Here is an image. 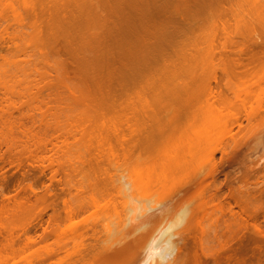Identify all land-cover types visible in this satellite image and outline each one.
Wrapping results in <instances>:
<instances>
[{
  "label": "rangeland",
  "instance_id": "rangeland-1",
  "mask_svg": "<svg viewBox=\"0 0 264 264\" xmlns=\"http://www.w3.org/2000/svg\"><path fill=\"white\" fill-rule=\"evenodd\" d=\"M263 8L264 0H0V155L11 146L22 155L17 161L10 151L12 165L2 155L0 183L8 182L9 197L22 194L19 181L33 173L41 192L29 198L43 195L47 204L45 220L34 212L23 218L13 199L0 198V264H111L100 258L107 239L112 246L120 231L183 206L190 231L174 239L179 251L170 264H196L200 227L215 259L199 264H264V239L245 244L251 227L229 212L243 215L235 205L250 194V207L243 204L264 231ZM26 191L17 198L27 199ZM135 195L151 200L144 218L114 232L133 214L126 207ZM55 213L63 218L47 225V235ZM44 229L47 238L39 237ZM235 230L239 240L221 248ZM23 231L38 242L27 245Z\"/></svg>",
  "mask_w": 264,
  "mask_h": 264
},
{
  "label": "bare ground",
  "instance_id": "bare-ground-1",
  "mask_svg": "<svg viewBox=\"0 0 264 264\" xmlns=\"http://www.w3.org/2000/svg\"><path fill=\"white\" fill-rule=\"evenodd\" d=\"M187 1H198V0H187ZM185 2H186V0H185ZM196 5V4H195ZM95 6H97V4H95ZM100 6V5H99ZM43 9V8H42ZM46 9V8H45ZM264 9V8H263ZM40 10H41V7H40ZM46 11H48V10H46ZM86 24V23H85ZM69 40H66L65 41V43H63V45H67L66 47H69L70 45H69ZM258 46H259V49L261 50V51H259V52H264V43H258ZM257 47V46H256ZM262 48V49H261ZM66 49V48H65ZM153 49V48H152ZM263 50V51H262ZM155 52V51H154ZM256 52L257 51H255V50H251L250 52H249V54L251 55V57H252V55L253 56H257V55H255L256 54ZM156 54V53H155ZM142 57V56H141ZM140 57V58H141ZM141 60H144L143 58L141 59ZM139 62V61H138ZM144 62H145V60H144ZM60 63V62H59ZM58 63V64H59ZM140 64H141V62H139ZM88 64H89V62H88ZM146 64V63H145ZM238 64L239 63H237V66H238ZM67 65V64H66ZM90 65H91V63H90ZM89 65V66H90ZM92 66V65H91ZM143 66H144V64H143ZM87 66H86V64H85V68H86ZM107 67V66H106ZM104 68V69H106V70H109V68L107 69V68ZM60 68L61 69H63V67H62V65L60 64ZM89 67H87V69H88ZM101 68H102V66H101ZM142 69L144 68V67H141ZM66 69H68L69 70V68H67L66 67ZM87 69H86V71H87ZM140 69V68H139ZM142 69H140V71L142 70ZM100 70V69H99ZM106 70H104V72H105V75H106V73H109L110 74V72L112 71V69H110L108 72H106ZM127 70V69H126ZM137 70V69H136ZM136 70L134 69V73H133V75L132 76H134V74L135 73H137L136 72ZM63 70H61V72H62ZM76 71V70H75ZM85 70H84V72H86ZM130 71V70H129ZM129 71H127V72H129ZM63 73H65V72H63ZM122 73V72H121ZM138 73L139 74H144L143 72H139L138 71ZM138 73L136 74V76H134L135 78H137V75H138ZM57 74H58V72H57ZM83 74V73H82ZM96 74H97V71H96ZM101 74V73H100ZM104 74V73H103ZM103 74H102V76H103ZM109 74L108 75H106V76H109ZM59 75H60V73H59ZM84 75H85V73H84ZM99 75V74H98ZM110 75H112V74H110ZM64 76H66V75H64ZM96 76V75H95ZM100 76V75H99ZM106 76H104V79H103V77H102V80H105L106 78ZM120 76V75H119ZM119 76H118V78H119ZM131 76V77H132ZM144 77V76H142V75H138V77ZM97 77V76H96ZM115 76H114V74H113V78H114ZM117 77V76H116ZM121 77H123V76H121ZM131 77H130V80H131ZM62 78V77H61ZM61 78L59 77L57 80H61ZM134 78V79H135ZM110 79V78H109ZM120 79V78H119ZM128 79V78H127ZM140 79H142V78H140ZM100 80H101V78H100ZM111 80V79H110ZM62 81V80H61ZM122 81H124L123 79H122ZM129 81V80H128ZM136 81H137V79H136ZM59 82V81H58ZM93 82V81H92ZM103 82V81H102ZM110 83H111V81H109ZM120 82H121V80H120ZM138 82V81H137ZM83 83H84V81H83ZM89 83V82H88ZM126 83V82H125ZM128 83V82H127ZM132 83H136V82H132ZM58 84V83H57ZM91 84V83H90ZM134 84H133V87L131 86V88L132 89H130V88H128V89H130V90H132V91H135V89H136V87H135V89H134ZM109 86V83L107 82V84H106V86ZM111 85H113V84H111ZM116 85V84H115ZM117 85H118V81H117ZM92 86V85H91ZM106 86H104V89L106 88ZM119 86H122V85H119ZM119 86H118V88L116 87V89H119L118 90V94H119V92H121L120 94L122 95H124V94H126V92L124 93L123 91H121V89H122V87L121 88H119ZM126 86V85H125ZM138 86H139V84H138ZM90 87V86H89ZM110 87V86H109ZM92 88V87H91ZM125 88H127V87H125ZM103 89V90H104ZM114 89V88H113ZM124 89V88H123ZM122 89V90H123ZM101 90H102V88H101ZM106 90H108V89H106ZM127 90V89H126ZM124 91H125V89H124ZM212 91V90H211ZM103 91H101V93H102ZM108 92H110V90L108 91ZM116 92V91H115ZM213 92V91H212ZM100 93V94H101ZM104 93H106V91L104 92ZM113 93V92H112ZM127 93H129V92H127ZM102 95H104V94H102ZM110 95H111V93H109V96L108 95H104L105 97H110ZM121 95H120V97H118V98H122L121 97ZM97 96H99V95H97ZM104 96H102V97H104ZM127 96V95H126ZM104 97V98H105ZM103 98V99H104ZM117 98V99H118ZM124 98V97H123ZM56 99V98H55ZM100 98L98 97V100H99ZM103 99H101V100H103ZM108 98H106V99H104V100H107ZM111 100H114V99H112V98H110ZM94 100H95V98H94ZM55 101V100H54ZM109 101V100H108ZM116 101V100H115ZM111 103H112V105H111V103H110V105L113 107V102L112 101H110ZM95 104L97 103V102H94ZM116 103V102H115ZM115 106V105H114ZM107 108H108V106H106V109H103V110H106V111H108L107 110ZM111 109V108H110ZM80 118H83V116L82 117H80ZM88 118V117H87ZM75 119H77V118H75ZM68 120V119H67ZM81 120V119H80ZM80 120H78V121H76V122H78V124H79V121ZM83 120H81L80 122H82ZM84 121H85V119H84ZM86 122H87V120H86ZM75 123V122H74ZM140 134H142V132H139ZM4 134V133H3ZM2 135V134H1ZM73 135V134H72ZM71 135V136H72ZM6 134L5 135H2V136H0V140H1V142H0V144L2 145L3 143H6L4 140H2V139H5L6 137ZM73 137V136H72ZM8 138V137H7ZM57 139V138H56ZM7 140V139H6ZM66 140V139H65ZM10 148H12V149H15V148H13L12 146L10 147ZM8 149L7 151H8V154H10V151H11V149ZM233 149H235V147H233ZM233 149L231 150L232 152H233ZM14 151V150H13ZM13 151H11V152H13ZM230 152V151H229ZM229 152H227V154H229L228 155V157L227 156H225L227 159H229V161H235L236 160V157H237V155H233L232 154V152L231 153H229ZM14 153H15V151L13 152V154L11 155V157L14 155ZM235 153V152H234ZM6 154V151H5V153H3L2 155L4 156ZM8 154L7 155H5L6 156V158H7V156H8ZM2 155H0L1 157H0V159L2 160V159H4L3 158V156ZM17 154L15 153V156H13V158L14 157H16V160L18 161V159H20L21 158V154H19L18 153V156H16ZM19 155H20V158H19ZM226 155V154H225ZM29 156V155H28ZM10 157V158H11ZM18 157V158H17ZM10 158H7L8 159V162H9V164L10 165H12L13 164V162L11 161V160H9ZM239 160V159H238ZM223 162H224V157H223V160H222ZM228 161V162H229ZM221 165V164H220ZM220 165H218L217 167H219ZM47 167V166H46ZM51 167V166H50ZM45 168V167H44ZM43 168V169H44ZM48 168V170H49V172L51 171V168H49V167H47ZM46 169V168H45ZM44 169V170H45ZM54 169V168H53ZM215 169L217 170V168L215 167ZM44 170H39V172L41 173H43L44 172ZM57 170V169H56ZM55 170V171H56ZM211 170H214V168H212ZM250 170V169H249ZM55 171H53L52 170V172H55ZM248 171V170H247ZM246 170H245V172L242 174L241 173V175L239 176L240 177V179H241V181H246L248 178H249V172H247ZM252 171V170H251ZM215 172H217V171H215ZM215 172H212V173H210L209 174V176H211L212 174H215ZM253 173V172H252ZM52 174V173H51ZM206 174H208V173H206ZM206 174H205V176H206ZM25 175V174H24ZM27 176V177H26ZM26 178L25 177H23V179L25 178V180H27V181H24L23 179H22V181H19V183H21L22 182V184H23V186L25 187L26 186V190L28 191H26V190H24V188H23V186H22V188L20 187V186H18V187H20L18 190H20V192H22L23 191V193L22 194H20V193H18L19 194V196L20 195H23V196H25L24 194H25V192L24 191H26V197H27V194L28 193H30V195H28V198H29V196H31V197H34L38 192H41V191H39V190H37L38 192L36 193V189L37 188H35V187H37L36 185H37V175H33V173L31 174V173H29V175H27L26 174ZM238 177V178H239ZM205 179V178H204ZM4 181L6 182V179H4ZM3 181V182H4ZM36 181V182H35ZM238 181H240L239 179H238ZM248 181V180H247ZM2 182V181H1ZM18 182V181H17ZM26 184V185H24V183ZM66 182V181H65ZM70 182V181H69ZM8 182H6V183H0V184H2V186H0V198H1V200L3 199V200H6V201H8V202H10V200H12L13 201V203H12V205H15L14 207H12V208H16V210L17 211H20L21 213L23 212V218H25L24 217V215H26V217H27V215H28V213L30 214V213H32V214H30L31 215V217H32V215H33V212H34V216L36 217L37 216V213H38V216H39V213H40V217H41V219H44V218H42L43 217V214L45 213V210L47 211V209H46V207L45 206H43V205H46L47 206V204H45L44 202H45V200H43L42 202H41V198L43 197V199L45 198L43 195H41V193H40V202L38 201V199L37 200H33V202H35L34 204H33V202H31V200H30V198L28 199H26V198H22V197H20V198H17L18 197V194H17V192L15 193V194H17L16 196H15V194L14 195H10V197L8 196L9 194H7L8 193V189H7V187H8V184H7ZM35 183V184H34ZM71 183V182H70ZM33 184H34V186L35 187H33ZM61 184V183H60ZM41 185V184H40ZM66 187H67V185H65ZM46 187V186H45ZM35 188V189H34ZM44 188V187H43ZM129 188V183H126V182H122V184L120 183L119 184V189L120 190H127ZM7 189V190H6ZM51 189V188H50ZM6 190V191H5ZM66 190V189H65ZM5 191V192H4ZM135 191H136V189H135ZM239 191V190H238ZM46 192H47V190H46ZM49 193H51V191L49 192ZM236 193L239 195L240 193H238L237 191H236ZM247 193V192H246ZM244 194V193H243ZM249 194V193H248ZM247 194V195H248ZM50 195V194H49ZM62 195V194H61ZM241 195V194H240ZM11 196H13V197H11ZM244 196V195H243ZM249 196H251L250 194L248 195V196H244V197H242V195H241V197L239 198V200H240V202H242L243 200H245V201H243L242 203H241V206L242 207H239V202H237L236 203V205L235 206H238V209L240 208H242L240 211L242 212H240L241 214H243V215H239L238 216V213H236L234 210L233 211H231L232 210V208H231V206L230 205H228V206H230V208H231V210L229 209V212H230V214H231V216L233 217V216H237L238 218H239V220H241V221H239L238 219L236 220V218H234L233 220H235L236 221V223H238L239 225H240V227L243 225L244 226V223H245V225H246V222H248V225H246V226H249V227H251L250 228V230H252V231H250L251 233H250V235L249 234H247L246 235V237H245V239H244V241H245V244H246V242H248V241H256V240H259V239H264V231L262 230V228H261V226H260V224H259V216H252V214L250 213L251 211V208H247L246 209V206L243 204V203H245V204H247L248 206L247 207H250L249 205V203L251 202V198L249 199ZM145 197H147L146 196V194H145ZM17 198V199H16ZM37 198H39L38 196H37ZM135 198H137L136 200H135V203H133L132 205H128L127 207H126V209L130 212V213H133L132 215H130L129 217H125L124 218V220H121V222H119L117 225H119V227H116L115 229H114V232H117V229H118V233H119V229H122V228H124V227H126L128 224H129V222H132L133 220H135L136 221V219L138 220V221H140L142 218H144L143 216H144V214L147 212V208H146V206H147V204H149V202L151 201H149L148 200V198L147 199H145V198H142V200H139L138 199V197L135 195ZM232 198V197H231ZM237 198V197H236ZM243 198V199H242ZM32 199V198H31ZM33 199H36V196H35V198H33ZM66 200V199H65ZM242 200V201H241ZM11 201V202H12ZM253 201V200H252ZM29 202H31V203H29ZM62 203H63V200L61 201ZM67 202V201H66ZM66 202H64L62 205L64 206V208L65 209H63V207H61L63 210H61L60 211V213H64L65 211H66ZM205 202V201H204ZM232 202H236V200L234 199V201L232 200ZM47 203V202H46ZM207 203V202H206ZM206 203H204V208H203V212L205 211L204 209H206ZM212 203V202H211ZM252 203V202H251ZM135 204V205H134ZM259 204V203H258ZM257 204V205H258ZM66 205V206H65ZM256 205V208L258 209L259 207ZM34 206V207H33ZM49 206V205H48ZM54 206V205H53ZM58 206V205H57ZM209 205H208V203H207V207H208ZM215 206H218V205H215ZM215 206L213 207V209L215 208ZM221 206V205H220ZM252 206V205H251ZM198 207V206H197ZM244 207V208H243ZM2 208V207H1ZM0 208V209H1ZM48 208V207H47ZM54 207H52L51 209H53ZM59 208V207H58ZM56 209V208H55ZM55 209L54 210H51L52 212L54 211L55 212ZM187 209V207H180L179 209H177L176 211H174V210H171V213L170 214H168V215H163V216H160V218H158V219H156V220H154V221H150V220H142L141 222H140V224L137 226V228H133L130 232H128V231H126L125 233L123 232V230L122 231H120L121 233H120V236L118 237V239H117V237H116V240H115V242H114V240L112 241L114 244H112L111 242H110V245H112V246H109V243H108V239H107V243L106 244H108V246L106 247V249L103 251L102 249L103 248H101V251H103L101 254H100V258H102L104 261H108V263H109V261H110V263L111 264H114V262H115V264H170L172 261H174L175 260V256H176V254H177V252L179 251V249L177 248V242H175V238L177 237V236H179L180 237V235H182V234H180V233H182V231H183V234H184V232L185 231H190L188 228H189V225H190V223H191V220H192V215L190 216V217H187L188 215H187V212H188V210H186ZM221 207L220 208H217V209H215L214 211H212L211 209V211H212V214L210 215V213H208L209 215H210V217H208V219H210V221L211 220H214L215 222H218L215 218H213V217H216L217 216V212H221V213H223V211H221ZM2 210V209H1ZM65 210V211H64ZM224 210V209H223ZM228 210V209H227ZM246 210H249V211H246ZM3 211H5V210H3ZM56 211H57V209H56ZM63 211V212H62ZM207 211V210H206ZM210 211V212H211ZM217 211V212H216ZM246 211V212H245ZM53 212V213H54ZM67 212V211H66ZM68 212H70V210L68 211ZM64 213L65 215H67V214H69V213ZM192 212V211H191ZM214 212V213H213ZM234 212V213H233ZM244 212V213H243ZM24 213H26V214H24ZM168 213V212H167ZM221 213H219V214H221ZM247 213V214H246ZM249 213V214H248ZM252 213H253V210H252ZM2 214H3V212H2ZM57 214H59V211L57 212ZM64 214H62V218H63V215ZM164 214V213H163ZM189 214V213H188ZM208 214H207V216H208ZM218 214V215H219ZM251 214V215H250ZM254 214V213H253ZM42 215V216H41ZM52 215L53 214H51V216L49 217V216H47V217H49V219H47L46 221H49V220H51L52 222H47L48 224H46V228H47V225H48V227H50L49 226V223H53V222H56V221H58V223L60 222V220H62L61 219V217H59V216H56V213L54 214V216L52 217ZM222 215V214H221ZM132 216V217H131ZM235 216V217H236ZM28 217H30L29 215H28ZM59 217V218H58ZM142 217V218H141ZM231 217V218H232ZM261 217V216H260ZM51 218V219H50ZM57 218H58V220H57ZM188 218V219H187ZM263 218V217H262ZM40 219V220H41ZM45 220V219H44ZM264 220V219H263ZM42 221L43 220H41V223H42ZM238 221V222H237ZM239 222H241V223H243L242 225L239 223ZM43 223H46L45 221H43ZM211 223H212V221H211ZM210 223V224H211ZM235 223V222H234ZM184 224H185V226H184ZM41 225V224H40ZM51 225H53V226H56V224L54 223V224H51ZM212 226H213V224H211ZM215 225V224H214ZM24 226V225H23ZM53 226H52V228H53ZM184 227L183 228V230H181L179 233H174V230L177 228V227ZM228 228L227 229H229L230 227L228 226V225H226ZM237 226V225H236ZM42 228H45L43 225L41 226ZM40 227V228H41ZM133 227V226H132ZM208 227V226H207ZM235 227V226H234ZM237 227H239V226H237ZM28 227H26V229H27ZM41 228V229H42ZM45 228V229H46ZM51 228V229H52ZM192 228V227H191ZM212 228V227H211ZM25 229V228H24ZM34 229H35V226H34ZM44 229V231L42 232V235L43 236H39V237H46L47 238V235L50 233H48V231H51V230H48V228L46 229L47 230V235H45L44 236V232L46 231ZM143 229H146V232L145 233H143V234H140V232H141V230H143ZM244 229L246 230V227L244 226ZM243 229V230H244ZM9 230H11V229H9ZM8 230V231H9ZM13 231H14V229H12ZM11 230V231H12ZM28 230H29V228H28ZM28 230H27V232H28ZM126 230V229H125ZM207 230H208V228H207ZM107 232H108V234L111 232V234L113 233V231H109V230H106ZM197 231H199L201 234H200V236H201V238L200 239H198V241H199V243H196V244H198V245H200L201 246V248L199 249L200 251H201V257L203 258L204 257V260H207V259H205V258H208L209 257V259H211L210 257L211 256H213L212 255V250H211V248H209L208 246H206L203 242L204 241H206V240H204L203 238L205 237V235L207 236V234H208V232L205 230V227H200L199 228V230H197ZM205 231H206V233H205ZM238 231V230H237ZM237 231L235 230V231H233V233L231 232L230 233V236H229V233H228V236H226V238L227 237H229L230 239H227L228 241H225V242H227V243H222V245H221V248H224V247H222V246H227L228 245V243H230L229 241H234V239H238L239 240V235H238V233H237ZM26 231H23V233H27ZM103 232V231H102ZM9 233V232H8ZM28 233H30V232H28ZM27 233V235H29ZM35 233V232H34ZM46 233V232H45ZM117 233V234H118ZM136 233H138L139 235H137V236H135L136 235ZM248 233H249V230H248ZM6 234H7V232H6ZM103 234H104V232H103ZM107 234V233H106ZM107 234V235H108ZM116 234V235H117ZM205 234V235H204ZM24 235V234H23ZM216 234L214 233V239H217V236H215ZM249 235V236H248ZM25 236V238L24 239H27L26 240V244L27 245H32V244H34V243H36V242H38V241H36L37 240V238H38V236H37V238L36 237H34V238H36L35 240L33 239V237L32 236H30L29 235V237L27 238V236H26V234L24 235ZM112 236V235H111ZM198 236V235H197ZM222 237L224 236V235H221ZM9 237V236H8ZM10 237H11V235H10ZM107 237V236H106ZM108 237H109V235H108ZM107 237V238H108ZM216 237V238H215ZM221 237V238H222ZM131 239V240H128L126 243H124V241H126L127 239ZM132 238H133V240H132ZM206 238V237H205ZM219 238V241H220V236L218 237ZM241 238V237H240ZM39 239V238H38ZM41 239V238H40ZM112 239V238H111ZM115 239V238H114ZM181 239H182V237H181ZM180 239V240H181ZM208 239V238H207ZM237 240V241H238ZM28 241V242H27ZM36 241V242H35ZM218 241V240H217ZM241 241L243 242V240H242V238H241ZM103 242H104V240H103ZM32 243V244H31ZM105 243V242H104ZM25 244V245H26ZM227 244V245H226ZM117 245H119V246H121V247H117V248H119V249H117L115 246H117ZM123 245V246H122ZM197 245V246H198ZM205 245V246H204ZM111 247H112V249H111ZM115 247V248H114ZM244 251H245V248L243 249ZM100 253V252H99ZM196 255V254H195ZM141 256V257H140ZM200 256V255H199ZM199 256H197L196 255V264H199V261L201 260V257H199ZM99 258V255H97L96 256V258ZM199 258H200V260H199ZM195 259V258H194ZM213 259V261H214V257L212 258ZM211 259V260H212ZM228 259H230V257L228 258ZM113 262V263H112ZM107 263V262H106ZM200 264H201V262H200Z\"/></svg>",
  "mask_w": 264,
  "mask_h": 264
}]
</instances>
